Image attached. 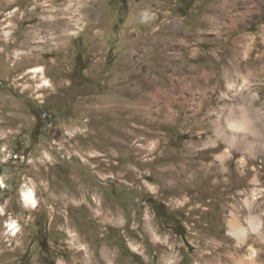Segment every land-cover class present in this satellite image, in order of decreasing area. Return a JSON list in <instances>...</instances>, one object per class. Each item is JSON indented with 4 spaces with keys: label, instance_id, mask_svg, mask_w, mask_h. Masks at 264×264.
Segmentation results:
<instances>
[{
    "label": "rangeland",
    "instance_id": "rangeland-1",
    "mask_svg": "<svg viewBox=\"0 0 264 264\" xmlns=\"http://www.w3.org/2000/svg\"><path fill=\"white\" fill-rule=\"evenodd\" d=\"M219 4L0 0V264H264V4Z\"/></svg>",
    "mask_w": 264,
    "mask_h": 264
},
{
    "label": "bare ground",
    "instance_id": "bare-ground-1",
    "mask_svg": "<svg viewBox=\"0 0 264 264\" xmlns=\"http://www.w3.org/2000/svg\"><path fill=\"white\" fill-rule=\"evenodd\" d=\"M263 4H264V0H220V4L218 5V8L217 9L215 8L216 10H215L214 16L216 17V19L213 16L214 22L218 21L217 23H219L221 21V23H224L222 24V26L228 25L229 27L233 28L234 26L237 25L238 21L240 20L243 21L246 17L252 14L255 8L259 9L260 6ZM37 69L40 70L39 68ZM256 114L253 115L252 113L248 114L246 112L243 113L242 111L241 112L235 111L229 116L228 125H230L231 129H233L234 134L233 133L226 134L227 133L226 131H223V130L221 131L225 132V134H222V135L225 137V139L227 137V139L230 142L229 144L230 147H239L242 149L246 147V143L248 142L249 137L245 139V137H243V135H241L240 132L248 128V126L246 125H248L249 119L251 122H255V119H258L259 116H257ZM250 127H253V126H250ZM0 183H2V186H5L4 181H1ZM24 196H25L24 200L26 203L31 204L33 207H36L38 205V198L34 190L30 189V190L25 191ZM256 224H253V225L255 226ZM7 225L10 229V236L17 237L19 232L21 231L20 224L16 220L10 219ZM232 230L238 237L242 239H245L247 236H249V231L245 227L239 226L235 223L232 224ZM72 231H71L72 242H74V244H77V243L79 244V239H77L78 235ZM1 248H2V241H0V249Z\"/></svg>",
    "mask_w": 264,
    "mask_h": 264
}]
</instances>
